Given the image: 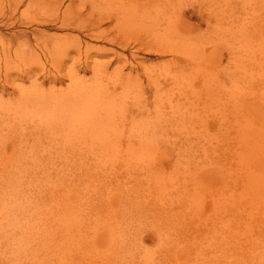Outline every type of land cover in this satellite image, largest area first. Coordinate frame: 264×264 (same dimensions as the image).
<instances>
[{
  "label": "rangeland",
  "instance_id": "1",
  "mask_svg": "<svg viewBox=\"0 0 264 264\" xmlns=\"http://www.w3.org/2000/svg\"><path fill=\"white\" fill-rule=\"evenodd\" d=\"M120 1L0 0V53L8 46L14 60L7 65L0 57V113L6 118L0 120V173L13 178L23 197L41 206L33 210L38 220L31 224L52 223L58 229L57 238L52 237L56 244L48 242V234L45 242L34 233L25 247L19 245V236L13 240V229L9 244L0 249V264H76L75 257L81 258L79 264H260L264 261V0ZM125 8L131 12L126 14ZM95 17L100 18L96 25L91 21ZM161 30L169 40L159 36ZM156 43L164 47L154 50ZM60 45L65 51L59 50ZM63 58L65 63L59 65ZM101 64L108 68L100 71ZM72 69L86 78L93 77V71L101 76L104 72V85L121 92L120 103L129 106L121 134L127 139L130 129L134 140L155 143L161 149L157 154L161 168L145 170L155 162L146 153V158L142 154L141 160L136 157L126 165L119 159L123 148L107 150L108 162L90 151H61L65 139L76 146L79 137L82 144H89L84 139L91 135L68 134L67 127L58 126L62 109L40 116L45 107L35 95L57 81L51 97L57 95L58 100L71 88ZM135 113L138 119L143 116L141 129L132 122ZM35 140L41 144L36 169L29 163L36 152L28 149ZM147 175L157 176L166 188L164 194L157 189L153 196L140 192L136 196L138 189L130 184H138L134 177L147 181ZM155 187L144 186L147 191ZM108 192L112 198L121 195L114 199V207L122 214L103 209ZM118 201L121 205L116 207ZM77 204L99 217L77 216L71 208ZM0 216V223H11Z\"/></svg>",
  "mask_w": 264,
  "mask_h": 264
},
{
  "label": "bare ground",
  "instance_id": "2",
  "mask_svg": "<svg viewBox=\"0 0 264 264\" xmlns=\"http://www.w3.org/2000/svg\"><path fill=\"white\" fill-rule=\"evenodd\" d=\"M19 1V0H18ZM122 1V0H121ZM120 1V2H121ZM124 1V0H123ZM117 2V1H116ZM181 2V1H179ZM127 3V2H126ZM73 5H75L73 2H72ZM124 5V4H122ZM179 5V4H178ZM181 6V5H180ZM70 7L73 8V6L70 5ZM69 7V9H70ZM128 7V6H126ZM135 7V6H134ZM121 8V7H120ZM141 8V7H140ZM58 10V9H57ZM68 10V9H67ZM127 10V12H126ZM135 10V9H133ZM155 10V9H154ZM59 11V10H58ZM70 11V10H69ZM68 11V12H69ZM73 11V10H72ZM118 11V10H117ZM128 9H124V12H126V14L130 13L131 11H129ZM81 12V11H80ZM120 12V11H119ZM148 12V10H147ZM146 12V13H147ZM73 13V12H72ZM69 14V15H72ZM122 13V11L120 12ZM135 13V11H134ZM133 13V14H134ZM144 13V12H143ZM149 13V12H148ZM125 14V13H124ZM125 14V15H126ZM136 14H137V11H136ZM139 14V13H138ZM57 15V14H55ZM55 15H51V16H55ZM123 15V16H125ZM140 15V14H139ZM146 15V14H145ZM145 15L143 16V19L145 18ZM151 15V14H150ZM65 16V14H64ZM63 17V19H65ZM122 16V14H121ZM129 16V15H128ZM128 16H126L128 18ZM132 14L130 15L129 18H132ZM142 16V15H141ZM140 16V17H141ZM170 16V15H169ZM50 17V16H49ZM55 17H58V16H55ZM138 17V16H137ZM121 18V17H120ZM125 18V17H123ZM122 18V19H123ZM135 18V17H134ZM147 18V17H146ZM173 18V17H172ZM81 19V18H80ZM133 19V18H132ZM138 19V18H137ZM147 19H151V18H147ZM85 20V19H84ZM101 20H104L103 18H101ZM126 20V18H125ZM134 20V19H133ZM54 21H56L54 19ZM67 21V20H66ZM83 21V20H82ZM93 21V23L96 25L97 22L99 21L100 22V18H98V20H96V17L95 19L91 20ZM141 21V20H140ZM176 21V20H175ZM57 22V21H56ZM69 22V21H68ZM119 22V21H117ZM65 23V22H64ZM73 23V22H72ZM70 22V24H72ZM137 23V21H136ZM142 23V21H141ZM140 23V24H141ZM144 23V22H143ZM142 23V24H143ZM152 25L153 23L150 22ZM69 24V23H67ZM129 24H132L129 22ZM150 24V25H151ZM184 24V23H182ZM64 25V24H63ZM91 25V24H90ZM93 25V24H92ZM100 25V24H99ZM145 25V24H144ZM143 25V26H144ZM148 24V26H150ZM151 25V26H152ZM66 26V25H65ZM138 26H141V25H138ZM147 26V25H146ZM158 26V25H157ZM262 26V25H261ZM80 27V26H79ZM93 27V26H92ZM134 27V26H133ZM162 27V26H161ZM122 28V27H121ZM130 29L132 28V26L129 27ZM142 28V27H140ZM146 28V27H144ZM143 28V30H144ZM150 28V27H149ZM147 28V30L149 29ZM153 28V27H152ZM155 28V27H154ZM153 28V29H154ZM167 28V27H166ZM106 29V28H104ZM124 29V28H123ZM151 29V28H150ZM171 29V28H169ZM261 29L262 28H259L258 31L261 32ZM133 30V29H132ZM164 30V29H163ZM161 30L158 34L159 36H163L164 38L166 37V34L163 35L165 32L162 33ZM167 30V29H166ZM165 30V31H166ZM135 31V30H134ZM140 31V30H139ZM151 31H154L155 30H151ZM99 31H97L96 33H98ZM125 32V31H124ZM157 32V31H156ZM168 32V31H167ZM172 32V31H171ZM162 33V34H161ZM263 33V32H261ZM100 34V32H99ZM115 34V33H114ZM118 34V33H117ZM116 34V35H117ZM151 34V32H150ZM153 34V33H152ZM157 34V33H155ZM264 34V33H263ZM96 35V34H95ZM154 35V34H153ZM152 35V36H153ZM172 35V34H171ZM174 35V34H173ZM181 35V34H180ZM151 36V37H152ZM156 37L157 38H159ZM185 37V36H184ZM95 38V37H94ZM170 37H166L164 40L166 41V39L169 40ZM135 39V38H134ZM173 38L171 37V40ZM111 40H114L113 38ZM133 40V39H132ZM158 40H161V38H159ZM163 40V39H162ZM163 40V41H164ZM190 41V40H189ZM159 42V41H158ZM160 43V42H159ZM128 44V43H127ZM154 44V43H153ZM152 44V45H153ZM172 45L175 44L174 43H171ZM184 44H187V43H184ZM193 44V43H191ZM190 44V45H191ZM140 45V44H139ZM158 45V43L155 44V46L153 45V49L155 50H161L163 47L162 45H160L162 48H160V46L156 47ZM166 45V44H164ZM186 46V45H184ZM81 47V46H79ZM166 47L168 46H165V49H167ZM189 47V46H188ZM59 48V47H58ZM65 48V45H60V48L59 50L63 51V49ZM140 48V47H139ZM181 48H187V47H182ZM180 48V49H181ZM9 47L8 46H5L3 47V51H1L0 53V57L3 56L4 59H5V63L7 65H10V63H12V61H14L12 59V54H10V51H9ZM149 49V48H148ZM164 49V50H165ZM11 50V49H10ZM58 50V49H57ZM73 50V49H72ZM137 50H139L137 48ZM147 50V49H146ZM170 50V49H169ZM194 50V49H193ZM65 51V49H64ZM74 51V50H73ZM17 52V51H16ZM69 53H71V50L68 51ZM78 52V50H77ZM150 52V51H149ZM162 52V51H161ZM54 53V52H53ZM67 53V52H66ZM162 53H166L165 51L162 52ZM15 54V52H14ZM62 54V53H61ZM60 54V55H61ZM16 56L15 57H19V53L15 54ZM68 55V54H67ZM70 55V54H69ZM32 56V54H31ZM58 56V55H57ZM65 56V55H63ZM21 57V56H20ZM72 57V56H71ZM80 57V56H79ZM58 58V57H57ZM38 59V58H37ZM56 59V58H55ZM62 59V58H61ZM59 60L58 59V63L59 65H62L63 63H65V59L64 60ZM67 59V58H66ZM1 60V59H0ZM186 60V59H185ZM57 61V60H56ZM73 61V60H72ZM37 62V61H36ZM57 63V62H56ZM76 63V62H75ZM97 63V62H96ZM5 65V66H7ZM58 65V64H57ZM12 66V64H11ZM176 66V65H175ZM8 67V66H7ZM56 67V66H55ZM98 67V66H96ZM101 67H102V64H101ZM100 68V71H103V69L106 67H102ZM202 67V66H201ZM89 68V67H88ZM95 68V67H94ZM93 68V69H94ZM108 68V67H107ZM105 68V69H107ZM203 68V67H202ZM7 69V68H6ZM90 69V68H89ZM96 69V68H95ZM104 69V70H105ZM82 70V69H80ZM99 70V69H98ZM118 70V69H116ZM120 70V69H119ZM5 71H8V70H5ZM86 71V69L84 70ZM95 74H93V77L90 79V78H86V75H82L79 71H76L75 69H72L70 70L68 76L70 78V90L69 91H65L64 93H62L61 95H58V100L56 99L57 95L55 96V98H52L51 97V92L54 91V89L56 88V82H54V86L50 83L51 87L50 86V90H46L44 87H41L44 92L43 94H37L35 95L38 103H40L41 105H43L44 108V111L41 112V115L40 116H45L49 113H58L61 110V115L57 117V125L58 126H64V127H67V133L68 134H75L77 136H83V135H91L90 137L88 138H85L84 140L86 141V143L88 142L89 144H82L80 141H81V138L79 137L78 138V143L79 145H76V146H70L69 144L71 143V139H65L63 141V148L61 149L62 152H65L69 149H78V150H84V151H90V152H93L95 153V156L96 158L99 156L101 157L104 161L108 162V159H107V156H108V152L107 150H110V152H114V151H117L119 148H123L124 149V154L123 156H121L119 159H123L125 162H126V165H129L130 166V163L131 162H136L135 161V158L137 157L139 160H141V157L146 153L148 154L149 156L147 158H150L151 161H155L151 166H149L148 168H146L145 170H154L155 167L157 168H161L160 165H163V164H160L159 162L163 163L162 159H158L157 158V154L159 152H161L160 148H158L156 146L155 143H153L152 141H148L146 138L144 139H139L141 138V133H138L136 134V136L138 135V138L139 141H136L134 140V136L132 137L130 134L132 133L131 130L129 129V135H128V138H126L125 135H122L121 132L123 131V127L124 125L127 124V112L129 111V106L127 107L125 105V103H120V97H121V92H117L118 90L115 89V90H111L109 88V86H105L104 85V81H103V73H102V76L100 75L101 73H99L98 75V72L97 71H93ZM92 72V73H93ZM131 72V71H130ZM8 73V72H7ZM85 73V72H84ZM113 73H117V72H113ZM121 73V72H120ZM108 74V73H107ZM95 75V76H94ZM119 75V74H118ZM116 75V76H118ZM122 75V74H120ZM107 76V75H106ZM105 78V77H104ZM62 79H65L62 78ZM61 79V80H62ZM108 79V77L106 78ZM121 79V78H120ZM119 79V80H120ZM122 79H130L128 76L127 77H122ZM132 79V78H131ZM58 81L59 83L61 82ZM212 80V79H211ZM118 81V79H117ZM107 82V81H106ZM126 82V80H125ZM214 82V80H213ZM109 83V82H107ZM112 83V82H111ZM127 83V82H126ZM125 83V84H126ZM179 83V82H177ZM35 84V83H34ZM118 84V83H117ZM213 84V83H212ZM11 85V84H10ZM178 86V85H177ZM111 87V86H110ZM113 87V86H112ZM111 87V88H112ZM115 88V87H113ZM123 88V87H122ZM124 89V88H123ZM6 91V90H4ZM213 93V91L211 92ZM210 94V93H209ZM213 95V94H212ZM123 97V95H122ZM53 101V104H51ZM137 103V102H136ZM124 104V105H123ZM127 104V103H126ZM140 104V103H139ZM149 104V103H148ZM159 104V103H158ZM160 105V104H159ZM180 105V104H179ZM128 109H126V107ZM156 106V105H155ZM46 107H49L50 109L47 111L46 110ZM134 107V106H133ZM179 107V106H178ZM183 107V106H182ZM160 108V107H159ZM186 108V107H185ZM126 109V110H125ZM141 108H139L138 110H140ZM131 110V108H130ZM164 110V109H163ZM174 110V109H172ZM171 110V111H172ZM148 111V110H147ZM150 111V110H149ZM148 111V112H149ZM159 111V110H158ZM161 111V110H160ZM177 111V110H176ZM134 112V111H132ZM152 112V111H151ZM162 112V111H161ZM167 112V111H165ZM179 112V111H178ZM185 112V111H184ZM194 112V111H193ZM174 113V112H173ZM199 113V112H198ZM147 114V113H146ZM153 114V113H152ZM167 114V113H165ZM186 114V113H185ZM131 115V114H130ZM183 115V114H182ZM149 116V115H148ZM184 116V115H183ZM130 117V116H129ZM139 117V116H138ZM138 117L136 116V113L135 115H133V123L135 124V126H138L139 128L144 125V122H142L143 119H141V117L143 116H140V118L138 119ZM158 117V116H157ZM161 117V116H160ZM182 117V116H181ZM131 118V117H130ZM3 119L6 121V118H5V114L4 113H0V120ZM172 119V118H171ZM119 121V122H118ZM147 121V120H145ZM162 121V119H161ZM182 121V120H181ZM185 121V120H184ZM158 122V121H157ZM183 122V121H182ZM200 122V121H199ZM129 123V122H128ZM167 123V122H166ZM177 123V121H176ZM180 123V122H179ZM185 123V122H184ZM151 125V124H150ZM183 125V124H182ZM147 126V125H146ZM172 126V125H171ZM163 127V126H162ZM167 127H168V123H167ZM181 127V126H180ZM151 128V127H150ZM184 128V127H183ZM134 129H136V127H134ZM134 129H133V132H134ZM141 129V128H140ZM145 129V128H144ZM154 129V128H153ZM156 129V128H155ZM167 129V128H166ZM173 129V128H172ZM185 129V128H184ZM143 130V129H142ZM146 131V130H145ZM158 131V130H157ZM167 131V130H166ZM174 131V129H173ZM143 132V131H142ZM152 132V131H150ZM168 132V131H167ZM201 132V131H200ZM148 133V132H147ZM156 133V132H155ZM157 134V133H156ZM203 136V135H202ZM157 137V136H155ZM171 138V137H170ZM202 138V137H201ZM59 140H63V138H58ZM187 140V139H186ZM191 140V139H190ZM188 141L190 143H194L192 141ZM196 141H199L198 139ZM195 141V144L196 145H199L198 142ZM183 144V143H182ZM193 144V145H195ZM189 145V144H188ZM192 144H190V146L192 148L193 147ZM82 146V147H81ZM156 146V147H155ZM203 146H206L205 144H203ZM181 147V145H180ZM183 147V145H182ZM181 147V148H182ZM199 147V146H198ZM186 148V146H185ZM189 148V147H187ZM186 148V149H187ZM197 148V147H195ZM17 149V148H16ZM29 150L31 151H35L36 153L33 154L31 157H30V162L32 167L34 169H36L39 164H40V159H41V156H40V153H41V144L38 143L36 140L34 141L33 145H30L28 147ZM184 149V148H183ZM190 149V148H189ZM185 150V149H184ZM191 150V149H190ZM193 150V149H192ZM100 151V153H99ZM180 151V150H178ZM183 151V150H182ZM196 151V149H195ZM205 152V149L203 150ZM184 152V151H183ZM186 152V150H185ZM184 152V153H185ZM189 152V151H188ZM53 153V152H52ZM125 153L128 155L127 159H125L126 155ZM152 153V154H151ZM179 153V152H178ZM181 153V152H180ZM187 153V152H186ZM191 153H193V151H191ZM190 153V155H191ZM143 154V155H142ZM169 157H172V154H169V153H166ZM189 154V153H187ZM204 154H208V152L204 153ZM186 155V154H185ZM189 155V156H190ZM201 155V154H200ZM145 158H146V155H144ZM143 156V157H144ZM180 156V155H179ZM177 155V157H179ZM182 156V155H181ZM142 157V158H143ZM184 157V156H182ZM186 157V156H185ZM184 157V158H185ZM179 159V158H178ZM137 160V161H139ZM143 160V159H142ZM181 160V159H180ZM196 160V159H195ZM146 161V159H144V162ZM143 162V163H144ZM148 162V161H147ZM180 162V161H179ZM182 163H184L183 161H181ZM180 162V163H181ZM193 162V161H192ZM189 163V162H188ZM137 166V165H136ZM154 167V169H152ZM139 168V167H137ZM186 168V167H185ZM152 173V172H151ZM130 174V173H128ZM102 176H104V174H102ZM137 181H138V184H130V185H135L138 189L137 193H136V196H138V192L140 193H143V194H146L148 196H153V193L155 190L159 189L160 193L161 194H164V191L166 190V188L164 187H161L160 185L162 184V182L158 181L157 179V176H155V178L151 175H147L144 177L145 180L147 181H144V180H141V179H138V177H134ZM13 178H5L3 177V175L0 173V204L1 206L3 207L2 209L0 208V215H5L4 217H6L7 219H10L6 224V222L3 224L0 223V249L3 248L2 246L5 247V245L8 243L7 239H9L10 237H12L13 235V240H16V237L15 236H19L18 237V241L20 242L19 245H23V247L27 246L28 244L27 243H31V236L34 235V233H36V235H34L35 237L36 236H39L41 238H44V241L45 239H47L49 236L51 239H47L48 242L51 240L52 242H54L53 238L54 236L58 233H55L56 230H58L57 228L53 227L52 226V223H49L48 225H41V226H37V225H33L31 224L32 222H35L38 220V217L33 213V210L35 209H39L41 206L39 205V203L33 205L32 202L28 201V198L27 197H23L22 195V192L21 190L19 189V187H17L14 182L12 181ZM187 179V178H186ZM252 180H256L255 178H252ZM204 182V181H203ZM187 183V182H186ZM148 184L149 187H151V184H154L156 187L152 190H146L144 188V186ZM202 184V183H201ZM199 184V185H201ZM198 185V184H197ZM203 185V184H202ZM201 187V186H200ZM118 196H121V195H117L116 197ZM106 197V200L107 202H105V205L103 206V209L105 208H111L113 211H115L117 213V215H119L121 212H119L118 210H116V208L114 207V198L111 197V192H108L107 194H104V198ZM201 197V196H200ZM150 198V197H148ZM196 201V197L194 198ZM198 199V198H197ZM102 200H104L102 198ZM198 201V200H197ZM227 203V202H226ZM225 203V204H226ZM228 204V203H227ZM121 205L120 201H118L116 203V207H119ZM197 205V204H196ZM216 205V204H215ZM226 205H224L225 207ZM124 207H126V205H124ZM219 207V206H218ZM72 210H74V212L77 213V216H85V217H88V218H91V217H99V213H94L93 210H91L89 207H82L81 205H72L71 206ZM217 208V207H216ZM222 208V206H221ZM234 208H229V211L232 210ZM31 211V214H29V212ZM218 211V210H217ZM228 211V209H227ZM224 212V211H223ZM232 212V211H230ZM221 213V212H220ZM227 213V212H226ZM233 213V212H232ZM235 213V212H234ZM122 214V213H121ZM215 215V214H214ZM1 217V216H0ZM2 217V218H4ZM3 220V219H2ZM5 220V219H4ZM8 221V220H7ZM36 228V229H35ZM13 229L15 230L13 232ZM217 230V228H216ZM17 232V233H16ZM47 234L49 236H47ZM55 234V235H54ZM11 235V236H9ZM54 235V236H53ZM94 236H97L98 238H101L103 237L104 235H100L99 233H94L93 234ZM9 236V237H8ZM119 236L121 237H125L124 234H119ZM53 237V238H52ZM57 238V236H55ZM54 238V239H56ZM37 238H35L36 240ZM12 240V241H13ZM38 242L41 241L40 239H37ZM50 241V242H51ZM65 241V240H64ZM254 241V240H253ZM14 242V241H13ZM46 242V241H45ZM252 242V241H251ZM34 243V242H33ZM43 243V241H41L39 244ZM55 243V242H54ZM53 243V244H54ZM73 243V242H71ZM259 243V242H258ZM9 244V243H8ZM35 244H38V243H35ZM38 244V246H39ZM56 244V243H55ZM55 244H54V247H55ZM252 246V245H251ZM22 247V246H21ZM37 247V246H36ZM254 247V246H253ZM256 247V246H255ZM260 247V246H259ZM26 248H29V247H26ZM80 248L83 250V248H85V240L81 241L80 243ZM262 248V247H261ZM260 249V248H258ZM38 251V249H36ZM250 250V249H249ZM260 251V250H259ZM264 251V250H263ZM252 252V251H251ZM261 252V251H260ZM7 253V252H5ZM74 253V252H73ZM249 253V251H248ZM253 253V252H252ZM256 253V252H255ZM78 254V253H77ZM259 254V253H258ZM257 254V255H258ZM55 255H60L59 253L56 254L55 252ZM70 255V254H68ZM66 255V258L67 260H70L73 256H69ZM262 255V254H261ZM2 256V255H1ZM56 256V257H58ZM84 256V255H83ZM212 256V255H211ZM5 257V256H4ZM8 257V256H7ZM12 257V256H11ZM75 257V256H74ZM249 256L246 255V258L247 260ZM251 257V256H250ZM264 257V256H262ZM261 257V259H263ZM6 258V257H5ZM33 258V257H32ZM75 258H79L77 259V261H81V258L80 257H75ZM253 258V257H252ZM45 259V258H44ZM43 259V260H44ZM255 259V257H254ZM253 259V260H254ZM260 259V258H259ZM260 259V260H261ZM58 261V258L56 259ZM59 260H61V258H59ZM72 260H74L72 258ZM246 260V261H247ZM258 260V259H257ZM49 261H53V260H49ZM78 261V262H79ZM251 261V259L249 260V262ZM256 261V260H255ZM259 261V260H258ZM7 262V261H6ZM45 262V261H44ZM76 263V264H79V263ZM74 263V262H73ZM72 263V264H73ZM58 264V263H57ZM257 264V263H256ZM260 264H264V261L261 260Z\"/></svg>",
  "mask_w": 264,
  "mask_h": 264
}]
</instances>
